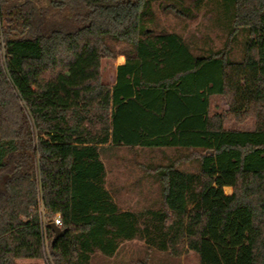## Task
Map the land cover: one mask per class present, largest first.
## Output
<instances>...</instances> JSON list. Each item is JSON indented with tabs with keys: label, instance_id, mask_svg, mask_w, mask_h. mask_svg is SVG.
Listing matches in <instances>:
<instances>
[{
	"label": "trees",
	"instance_id": "obj_1",
	"mask_svg": "<svg viewBox=\"0 0 264 264\" xmlns=\"http://www.w3.org/2000/svg\"><path fill=\"white\" fill-rule=\"evenodd\" d=\"M201 13L219 48L169 25ZM119 55L105 83L102 62ZM215 98L226 112H211ZM105 147L196 151L198 170L179 167L187 156L151 168L161 206L122 210ZM217 174L233 193L206 207ZM242 211L247 264H264V0H0V264L47 250L50 264H91L135 239L200 255L211 220L222 232Z\"/></svg>",
	"mask_w": 264,
	"mask_h": 264
},
{
	"label": "rangeland",
	"instance_id": "obj_2",
	"mask_svg": "<svg viewBox=\"0 0 264 264\" xmlns=\"http://www.w3.org/2000/svg\"><path fill=\"white\" fill-rule=\"evenodd\" d=\"M169 25L186 38L201 40L208 38L212 40L214 47L221 46V32L210 28L208 16L203 13L196 20L190 21L170 17ZM102 79L105 83H114L116 69L113 60H103ZM227 110L226 101L222 98H215L212 101V113H224ZM226 126L247 130L254 127V122L246 120ZM196 155V151L177 152L173 149L105 147L102 151V160L107 170L106 186L122 210L158 209L161 206L160 185L155 181V172L151 168L166 165L171 159L187 156L188 160L180 162L179 167L196 172L198 170V165L194 160ZM232 183V175H212L204 197L205 206L211 207L216 203L225 205L233 193ZM241 213L233 215L222 232L219 231L220 218L211 220L203 235V250L200 255L183 249L185 252L176 257L168 252L150 249L144 241L135 239L123 242L113 257L96 253L93 255L91 264H247L250 219L246 211ZM46 254L44 259H38L37 264H50L47 258L49 257L48 250Z\"/></svg>",
	"mask_w": 264,
	"mask_h": 264
},
{
	"label": "crops",
	"instance_id": "obj_3",
	"mask_svg": "<svg viewBox=\"0 0 264 264\" xmlns=\"http://www.w3.org/2000/svg\"><path fill=\"white\" fill-rule=\"evenodd\" d=\"M125 61H126L125 56L119 55L115 60H113L115 69H117V67L123 65L125 63ZM38 261H39L38 259H18L17 263L18 264H37V263H39Z\"/></svg>",
	"mask_w": 264,
	"mask_h": 264
},
{
	"label": "water",
	"instance_id": "obj_4",
	"mask_svg": "<svg viewBox=\"0 0 264 264\" xmlns=\"http://www.w3.org/2000/svg\"><path fill=\"white\" fill-rule=\"evenodd\" d=\"M48 227L53 231L55 235L53 239V243H55L61 236L65 234V230H62V228L55 225V223L49 224Z\"/></svg>",
	"mask_w": 264,
	"mask_h": 264
},
{
	"label": "built area",
	"instance_id": "obj_5",
	"mask_svg": "<svg viewBox=\"0 0 264 264\" xmlns=\"http://www.w3.org/2000/svg\"><path fill=\"white\" fill-rule=\"evenodd\" d=\"M54 223H55V225H57L58 227H61V224H62V223H61V219H60V216H59V215H58L57 218L55 219V222H54ZM43 228L45 229V228H46V225H43ZM47 245H48V241L46 240V247H48Z\"/></svg>",
	"mask_w": 264,
	"mask_h": 264
}]
</instances>
